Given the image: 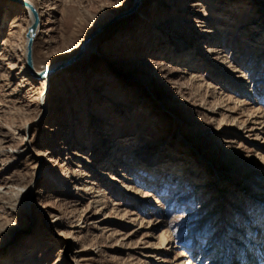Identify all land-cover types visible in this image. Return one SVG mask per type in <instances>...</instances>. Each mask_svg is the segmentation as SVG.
Listing matches in <instances>:
<instances>
[{
    "label": "rangeland",
    "instance_id": "obj_1",
    "mask_svg": "<svg viewBox=\"0 0 264 264\" xmlns=\"http://www.w3.org/2000/svg\"><path fill=\"white\" fill-rule=\"evenodd\" d=\"M31 1L51 8L40 18L50 25L33 46L36 69L73 56L108 25L91 55L52 73L41 98L37 81L9 76L10 64L13 74L27 67L21 49L28 19L17 0H0V186L10 187L0 192V264H217L215 252L207 261L199 254L218 245L221 258L232 245L230 224L245 229L264 218V179L254 175L264 171V135L238 137V123L224 128L222 115L206 111L217 97L205 96L206 87L196 94L172 68L194 63L217 92L245 100L264 120V0H145L139 8L135 0ZM214 36L228 64L202 53ZM23 137L31 151H21ZM153 159L162 169L187 164L196 182L179 186L173 175L168 185L150 181L143 196L126 192L120 175L149 179ZM202 161L204 174H196L193 164ZM79 170L106 192L98 213L84 215L87 199L75 200L82 193L71 178ZM29 186L34 198L25 207L18 190ZM124 211L134 212L135 225ZM156 219L163 225L146 235ZM162 228L169 249L154 251ZM245 233L237 232L234 260L243 236L263 230Z\"/></svg>",
    "mask_w": 264,
    "mask_h": 264
},
{
    "label": "bare ground",
    "instance_id": "obj_2",
    "mask_svg": "<svg viewBox=\"0 0 264 264\" xmlns=\"http://www.w3.org/2000/svg\"><path fill=\"white\" fill-rule=\"evenodd\" d=\"M25 1L28 2L29 4H31L34 7V9L36 10V14H37V17L39 19V25H38V29H37V33H36V37H37V35H39L40 33H42L44 31L43 29L45 27L50 25V22H48L47 20H44V22L41 23L40 18L43 17V15H45L47 12H49L51 10V8L47 7V5L44 6V7L36 6L31 0H25ZM144 2H145V0H135L137 8H139ZM19 4H21V3L19 2ZM192 6H193L192 7L193 10L195 11V8L197 7V4H193ZM20 7H22V10L25 11L27 19H28V25H27V29H26V33H25V34L28 35L29 30L31 29V27L34 24L35 16H34L33 12L30 10L29 7H27V6L23 5V4H21ZM195 13H197V12H195ZM121 17H123V14L118 15L115 18V20H112L110 22L113 23V22H115L117 19H119ZM191 21L195 22L196 20L193 19ZM107 25L108 24L99 25L96 29L99 28V30L101 32L102 30H104L106 28ZM90 36L91 35H89V37ZM36 37H35V39H36ZM95 37L92 38V40L86 42L87 39H88L87 38L83 42V44L81 45V47L83 45H85V51H84L82 57L91 55L96 50V42L94 41ZM209 41L212 44H209V46L205 47L202 50V53L204 54V56L206 58L217 59V60L222 61V63H224V64H226V63L228 64L229 61L227 59H225V60L223 59L224 57H223L222 54H223L224 51H223L221 45H219V43H218L219 41L215 38V36L213 38H209ZM34 42H35V40H34ZM27 43H28V38H27V40L25 42V45L21 49V51L23 53V56H24V61L26 63V66H27V62H26L25 59H27L26 58V56H27ZM183 47H181V48H183ZM80 48L78 49V51L80 50ZM32 58H33V52H32ZM190 58L191 57H188V60ZM153 62H154L153 60H148L147 64H151ZM56 63H54V64H52V65H50L48 67H44L42 69H36L35 65H34V60H33V68L37 72H40L41 70H44V69H52L56 65ZM8 69H9L8 70L9 76H11V78L12 77H19L21 80L26 79V80L29 81V80H33L34 79V81H37L42 86L41 98H44V95H46L47 92H48V88L50 90V88L52 87V84H51L52 73L47 75V76H44L42 79L36 80L33 76H31L30 71L28 69V66L27 67H25V66L21 67V69L19 68V71L16 74H13V69H16L15 64H10L8 66ZM172 71H173L174 74L179 76V79L182 78V77H184V78L187 77L186 78L187 79L186 80V84H185L186 87L190 86L191 89L196 94L201 92L204 89V87H206L205 96L208 95V97H211V98L212 97H217L215 102H212L214 104V106L210 107V108H207L206 111L210 114V116H213L215 114L222 115L223 116L222 118H223V120L226 123L224 125V128H226V127L234 128L235 125H237V123H238V124H240L239 131L236 132V136H238V137L243 135V133H251V132H256L257 136H259L258 134H261V133L264 135V120L262 119L263 117H262L259 109H257V108L256 109L255 108H249L247 106L248 103H245V100H242V99L239 100V99H236V98H234L233 96H231L229 94H225L224 92L221 91V89H220V92H217L216 90H219V87L210 86V84L208 82L204 81L201 78V75L199 74V68L197 67V65H195L194 63L191 62V64L185 65L184 67H173ZM235 79H240V78H235ZM233 83H235L234 84L235 87H237V86L239 87V84L236 81H233ZM17 85H19V84H17ZM228 85H229V83H228ZM209 87L211 89L208 90ZM11 94L12 93H9L8 95H11ZM42 101L44 102L45 100H42ZM231 104H233V105H231ZM247 123L252 124L251 128L248 129V130L246 129L247 128L246 127ZM229 132H231V131H229ZM232 132H231L230 135L233 134ZM261 140H262V142H264V137H262ZM23 143H24V145H23V148H22L21 151L23 153L31 151L29 138L23 137ZM260 149H264L263 146ZM178 165L174 164V162L173 163L171 162L169 165H167L168 167H164L162 169L160 167V164H159L158 160L153 159L151 162L147 163V166L150 168V171L153 172V174L149 175V179H145L144 180V179H140L139 178V180H140V182H139L138 180H135L136 176L135 177H131L128 174L122 173L120 176L122 178H124L125 181H127V183L122 184V188H125L126 192H130V193L132 192V193H134V195H137V194L140 193L143 196L145 194V193H143V189H144V187H147L148 185H150V181H153V183L151 182V185H157L158 186L159 182L161 183L160 185H162V184L163 185L164 184L168 185L169 182H170L169 178L173 177V175H175V178L179 182V184H180L179 186L186 185L185 183H195L196 181L193 182L194 181V178H192L193 175L189 176V169L187 168L188 167L187 164L184 163V164H181L179 166ZM193 165H195V168L197 167L196 171H195V172H197L196 174H198L200 171H201L202 175L204 174V169L207 167V164L205 163V161H202V164H200L198 166L195 163ZM165 171H166V173L164 175L163 173ZM74 173L77 174L76 177H72L71 178L72 180H74V183H75V186H76L74 189L75 190L78 189L82 193L80 195L78 194L76 196L75 200L78 202L81 199H87V201H88L87 207L84 210H83V208H81L80 210L84 211V215H86V213H87V215H89V213H91L90 212L91 208H94L96 210L95 213H98L100 211L101 207L105 204V201H104L105 193H106L105 190H103L101 187H96V183L94 181L88 180L90 178V176L87 174L88 172L86 173L85 171L79 170V171L74 172ZM101 175L104 176L106 174L103 173ZM254 175H258L259 179H264V171H261L259 173L255 172ZM77 181L80 182V183H83V182L87 183V185H85L82 188H78L77 187L78 186L77 185ZM196 187H197L196 189H200V190L203 191V189H205L204 187H208V186L202 185L201 183L200 184L196 183ZM9 188L10 187H7V186H5V187L4 186H0V192H3V193L6 194L7 193V189H9ZM33 189L34 188H32V186H29L27 188H23L22 190L20 189V191L17 189L18 193L23 195V197L25 198V203H24L25 207H27L28 203L34 198ZM41 207L42 208H46L45 205H41ZM229 207L231 209H236L237 208L235 205L234 206L232 205V206H229ZM224 212L228 213L227 209L224 210ZM236 212H238V211H236ZM84 215L80 216V219H79L80 223L78 224V226H80V225H82L84 223V222H81L83 220V216ZM133 215H135L134 212L124 211L121 217H123V218H130L131 217L130 224L131 225H135L136 222L135 223H133V222L136 221V218H134ZM242 215H243V213H242ZM100 221H101V223H104L106 220L102 219ZM154 221L149 220V222H148V225H149L148 229L149 230L146 232V235H148L149 232H151V230L154 229L155 227H157L158 225L159 226L163 225L162 221H160L158 219H156ZM255 221L256 222H253L252 226H249V227L247 226L245 229L241 228L242 225L240 224V222H238V224H239L238 226H233L232 224H230V226H232V230H233L232 233H231L232 237H230V241H231L232 245H231V247L229 245H226V249H225V250H227V249L230 248L229 252L226 251V253H224V256L222 255V257L220 258L219 255H220V253L222 251L219 250L220 248H219L218 245L217 246L214 245V246H212V248L210 247L211 249H208V252H209L208 254H207V252L200 253L199 257H198L199 258L198 261H207L209 256H211V254L213 252H215L213 257L216 260L217 264H222V263L223 264H236V261H237L238 258H239L238 261H239L240 264H264V258L262 256V254L264 253V218L263 219H259V220H255ZM150 223H153L154 225H152V224L150 225ZM140 227H141V224H140V226L138 228H140ZM259 230H263V233L257 234V232ZM137 231H138V229L131 230L122 239H129ZM238 231H240L241 236L245 232L256 233L257 236L249 234L250 237L246 236V237H248L247 239L245 238V236H243L244 240L246 241L245 244H243V242L240 241L242 239L241 237H240V239H238L240 241L239 250H238V253H237V257L238 258H236V260H234L236 255H234L233 250L235 249L234 245H237V244H235V242L237 240V232ZM241 232H243V233H241ZM65 234L59 233L58 237L62 238V240H65L66 243H69L70 237L68 235H65ZM245 234H247V233H245ZM168 236H169L168 232L163 230V228H162L160 230V232L158 233V235H157L158 242L156 244H154V245H151L150 248L152 250H154V251L155 250H160L161 251V250L169 249L170 243H169ZM253 250L255 251V253L252 252ZM77 252L78 253H82V252H84V250H77ZM259 253H261L260 261H257L256 258L258 257ZM180 255L181 254H177V256L175 258V261L179 260L182 257ZM157 258L160 259L161 262H166L167 261V259L164 258V257H157ZM75 261H76L77 264H79V262H78L79 260H75ZM186 263H188V262H186Z\"/></svg>",
    "mask_w": 264,
    "mask_h": 264
},
{
    "label": "water",
    "instance_id": "obj_3",
    "mask_svg": "<svg viewBox=\"0 0 264 264\" xmlns=\"http://www.w3.org/2000/svg\"><path fill=\"white\" fill-rule=\"evenodd\" d=\"M17 1L20 2L21 4L25 5V6L29 7L35 16L34 24L31 27V29L29 30V33L27 35L28 43H27V56H26L27 59H26V62H27V66H28V69L30 71L31 76H33L37 80L42 79L44 76H47V75H49L55 71L62 70L63 68H65L67 66H70L71 64L77 62L83 56V53L85 51V45H83L80 48V50L75 55H73L72 57H69V58H66L64 60L57 62L56 65L52 69H44V70H41L40 72H37L33 68L32 52H33L34 40L36 37L38 25H39V19L37 17L36 10L34 9V7L31 4H29L25 0H17ZM99 32H100L99 28L96 29L91 34V36L87 39L86 42L92 40V38L99 35Z\"/></svg>",
    "mask_w": 264,
    "mask_h": 264
}]
</instances>
